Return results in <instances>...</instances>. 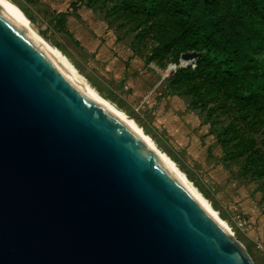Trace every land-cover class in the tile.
<instances>
[{
	"label": "water",
	"instance_id": "water-1",
	"mask_svg": "<svg viewBox=\"0 0 264 264\" xmlns=\"http://www.w3.org/2000/svg\"><path fill=\"white\" fill-rule=\"evenodd\" d=\"M0 264H253L1 6Z\"/></svg>",
	"mask_w": 264,
	"mask_h": 264
},
{
	"label": "rangeland",
	"instance_id": "rangeland-1",
	"mask_svg": "<svg viewBox=\"0 0 264 264\" xmlns=\"http://www.w3.org/2000/svg\"><path fill=\"white\" fill-rule=\"evenodd\" d=\"M10 1L174 163L251 262L264 264V104L227 98L221 80L181 60L199 54L161 0Z\"/></svg>",
	"mask_w": 264,
	"mask_h": 264
},
{
	"label": "trees",
	"instance_id": "trees-1",
	"mask_svg": "<svg viewBox=\"0 0 264 264\" xmlns=\"http://www.w3.org/2000/svg\"><path fill=\"white\" fill-rule=\"evenodd\" d=\"M161 2L170 8L187 49L199 54L188 63L194 61V71L207 81L221 80L227 98L237 103L264 104V0Z\"/></svg>",
	"mask_w": 264,
	"mask_h": 264
},
{
	"label": "bare ground",
	"instance_id": "bare-ground-1",
	"mask_svg": "<svg viewBox=\"0 0 264 264\" xmlns=\"http://www.w3.org/2000/svg\"><path fill=\"white\" fill-rule=\"evenodd\" d=\"M0 6L15 19L32 37L33 39L48 53V55L63 69L68 75L89 95L95 98L103 107L108 109L118 118L123 120L134 131V133L144 142V144L159 158V160L170 169L174 175L180 180L187 191L195 199V201L228 233V229L223 221L219 219L216 213L211 209L208 201L203 198L194 188L189 181L186 180L184 175L176 169L174 163L162 154L152 143L142 130L136 125V123L127 116L124 112L116 108L108 100L101 97L96 90H94L88 82L76 71L72 64L58 51L48 46L31 28L22 12L10 1L0 0ZM231 235V234H230Z\"/></svg>",
	"mask_w": 264,
	"mask_h": 264
}]
</instances>
